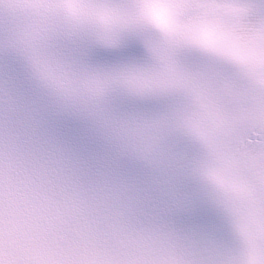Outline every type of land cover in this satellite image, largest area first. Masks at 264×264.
Instances as JSON below:
<instances>
[{
    "label": "snow or ice",
    "instance_id": "6c2138e0",
    "mask_svg": "<svg viewBox=\"0 0 264 264\" xmlns=\"http://www.w3.org/2000/svg\"><path fill=\"white\" fill-rule=\"evenodd\" d=\"M0 264H264V0H0Z\"/></svg>",
    "mask_w": 264,
    "mask_h": 264
}]
</instances>
